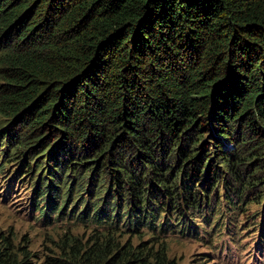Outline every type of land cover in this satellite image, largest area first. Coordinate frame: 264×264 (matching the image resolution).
I'll return each mask as SVG.
<instances>
[{"label": "trees", "instance_id": "trees-1", "mask_svg": "<svg viewBox=\"0 0 264 264\" xmlns=\"http://www.w3.org/2000/svg\"><path fill=\"white\" fill-rule=\"evenodd\" d=\"M0 130L35 223L91 228L43 258L0 237V264H177L166 239L221 237L222 203L235 242L229 193L262 181L264 0H0Z\"/></svg>", "mask_w": 264, "mask_h": 264}, {"label": "rangeland", "instance_id": "rangeland-1", "mask_svg": "<svg viewBox=\"0 0 264 264\" xmlns=\"http://www.w3.org/2000/svg\"><path fill=\"white\" fill-rule=\"evenodd\" d=\"M261 163L262 167L254 174V178H260L262 181L259 186L264 187V161L261 160ZM16 165L18 166V163ZM254 169H248V172H253ZM11 177L9 169L0 176V237H9L14 248L24 249L35 258L54 255L57 252L55 244L65 233L82 240L87 239L91 228L77 223L65 225L56 222L52 226H45L41 222L35 223L37 213L30 206V192H26L18 180L11 181ZM224 178L229 181L232 179L227 175H224ZM259 186L245 191L244 199L239 202L235 195L229 193L235 204L244 202L241 206L244 211H238L236 218L234 217V221H237L235 242L229 239V234L233 230L230 223L234 215H230L231 211L225 208L226 204L222 203V218L228 217L227 231H224L221 237L210 239L209 242V239L200 242L196 239H179L170 236L166 239L170 257H173L177 264H264V238L260 233L264 228L262 224L264 188ZM221 189L222 187L220 192ZM216 197L213 199L216 200ZM256 197L259 198L258 204L248 203ZM214 210L215 208L213 212ZM199 234H202V231H199ZM125 239L126 237L123 238Z\"/></svg>", "mask_w": 264, "mask_h": 264}]
</instances>
